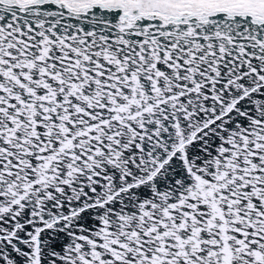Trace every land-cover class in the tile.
I'll return each mask as SVG.
<instances>
[{
  "label": "snow or ice",
  "instance_id": "snow-or-ice-1",
  "mask_svg": "<svg viewBox=\"0 0 264 264\" xmlns=\"http://www.w3.org/2000/svg\"><path fill=\"white\" fill-rule=\"evenodd\" d=\"M0 264H264V0H0Z\"/></svg>",
  "mask_w": 264,
  "mask_h": 264
}]
</instances>
